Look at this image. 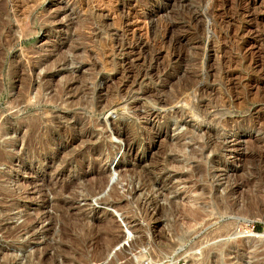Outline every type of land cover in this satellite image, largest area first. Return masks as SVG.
I'll list each match as a JSON object with an SVG mask.
<instances>
[{
	"label": "rangeland",
	"instance_id": "rangeland-1",
	"mask_svg": "<svg viewBox=\"0 0 264 264\" xmlns=\"http://www.w3.org/2000/svg\"><path fill=\"white\" fill-rule=\"evenodd\" d=\"M106 206L148 264H264V0H0V260L99 261Z\"/></svg>",
	"mask_w": 264,
	"mask_h": 264
},
{
	"label": "bare ground",
	"instance_id": "bare-ground-1",
	"mask_svg": "<svg viewBox=\"0 0 264 264\" xmlns=\"http://www.w3.org/2000/svg\"><path fill=\"white\" fill-rule=\"evenodd\" d=\"M41 89V88H40ZM37 120V119H36ZM33 131V130H32ZM38 131V130H37ZM52 132H50L49 130L47 131L45 129V131L41 132L40 134V137L43 139V138H46V136L49 134H51ZM39 136V135H38ZM47 136V137H48ZM51 136V135H50ZM39 138V137H38ZM49 138V137H48ZM36 140V138H34ZM20 140V138H19ZM45 140V139H44ZM43 140V141H44ZM35 143V142H34ZM42 143V142H41ZM10 147H13L15 146L16 144V141L14 139H10ZM52 144V143H51ZM42 145V144H41ZM27 146H28V141L26 140V138L24 139L23 141V151L21 152V154L17 155L16 156V160H18L19 163H24L25 161V157H26V149H27ZM52 146V145H51ZM45 149V148H44ZM48 149V148H47ZM46 149V150H47ZM69 150V149H68ZM71 150V149H70ZM42 153V151L40 152ZM68 154V153H67ZM30 155V154H29ZM33 156V155H32ZM28 157V156H27ZM26 157V158H27ZM30 157V156H29ZM61 157V156H60ZM184 158V157H183ZM58 157L56 156V158L52 159L53 163H55V161H57ZM62 159V158H61ZM15 162V161H14ZM27 163V162H26ZM20 165V164H19ZM111 167L114 166V162H111L110 164ZM116 176V174H115ZM113 173H110V176L108 177V182H107V189L111 188L112 185L118 183L119 179H117L118 177H115ZM65 188V187H64ZM67 189V188H66ZM65 189V190H66ZM153 189V188H152ZM63 190V191H65ZM151 190V189H150ZM154 190V189H153ZM67 191V190H66ZM155 191V190H154ZM152 191H150L151 193ZM103 193H105L103 191ZM101 194L100 196H95L93 195L92 196V203L94 204L96 202V200H98L100 197H102L104 194ZM147 193H148V190H147ZM153 193V192H152ZM158 193V192H157ZM142 194L139 193L138 196H140ZM87 195L89 196V198L91 197L90 195V189L87 190ZM156 195V194H155ZM159 195V194H157ZM145 196V195H144ZM146 197V196H145ZM155 197V196H154ZM193 197V196H192ZM141 199V198H140ZM191 200V199H190ZM51 201H48L47 203H50ZM57 202V201H56ZM52 203V202H51ZM190 203L192 205H194V201L191 200ZM196 205V204H195ZM17 206V204L14 202L12 204V208H15ZM224 206V205H223ZM222 206V207H223ZM248 206V205H247ZM107 207V206H106ZM109 209H113V212L118 215L120 221H121V234L118 238H115V240L113 242H115L114 244H112L111 247H109V244H108V250H105L106 253L103 255L102 258L99 259V261H90V264H106L107 262H109L110 260H112L113 258H115L118 253H124V254H128L130 253L132 255V257L135 259V263L136 264H148L149 263V257L147 256V250L148 248L146 247H138L136 246V242H137V239L134 238L133 236V233H132V230L130 229V225H128L127 222H125V218L118 212L119 210L118 209H115L113 208V206H109L107 207ZM163 209V208H162ZM244 209V208H243ZM250 209V208H249ZM218 210H219V207H218ZM220 211V210H219ZM223 211V210H221ZM223 213V212H222ZM260 217V216H259ZM245 223H248L250 221V219H244L243 220ZM169 224V223H168ZM66 229V228H65ZM68 230V229H67ZM235 232L234 235L236 236H239V240H242L244 242H247L248 243V240L251 239L250 237L252 236L253 238L257 237V236H262V234H255L254 236L246 231L243 227H241L240 225H237L236 229H234ZM177 235V240H178V243L172 245L168 251L167 254H164L162 255V258H160L159 262L156 263V264H176V260H175V257L179 255V253L181 252H184L185 255H188V258L190 259V263L191 264H195L196 260H198V251L202 248L200 246H198L197 244H192V245H189L188 247H184L187 239L185 238H182V236L180 235V233H176ZM63 238H69L70 239V246L69 247H60V249H58V247H56V251L65 255L64 256V264H76L77 260H79V255H75L74 252L78 249V246L80 245V242L78 241V239H81V238H78V239H75L74 236H69V235H62ZM77 236V235H76ZM84 240V239H83ZM258 242V245H262L264 244L263 243V240H257ZM69 243V242H68ZM47 244V243H46ZM51 245V243L49 244V246ZM53 245V244H52ZM233 245V244H232ZM22 247H24V245H21ZM48 247V245H46ZM45 246V247H46ZM54 246V245H53ZM59 246V245H58ZM63 246V245H62ZM65 246V245H64ZM221 246V245H220ZM229 246V245H227ZM226 246V247H227ZM55 247V246H54ZM224 247V246H223ZM225 247V248H226ZM261 247V249H264L262 248L263 246H259ZM50 248V247H48ZM74 248V250L72 249ZM138 248V249H137ZM220 248V247H219ZM218 248V249H219ZM46 249V248H45ZM44 249V251H45ZM251 250V252H255L256 249L253 248V247H250L249 248ZM223 250V249H222ZM43 251V250H42ZM43 251V252H44ZM41 252V251H40ZM46 253V252H45ZM259 253V252H258ZM55 255V251L53 253ZM52 255V254H51ZM256 255V254H255ZM20 257V256H19ZM17 255H14V256H8V254H4L2 255L1 257V260H0V264H57L58 261H56V256H48V254L44 255L43 254H38V253H26L24 255L25 257V261H22V259L20 260ZM83 257V256H82ZM178 258V257H177ZM21 261V262H18V261ZM91 260V259H90ZM94 260V259H92ZM12 262V263H11ZM76 262V263H75ZM211 262H213V264H223L222 261H221V258L219 257V255H213V259H211ZM254 263V262H253ZM133 264V263H132Z\"/></svg>",
	"mask_w": 264,
	"mask_h": 264
},
{
	"label": "built area",
	"instance_id": "built-area-1",
	"mask_svg": "<svg viewBox=\"0 0 264 264\" xmlns=\"http://www.w3.org/2000/svg\"><path fill=\"white\" fill-rule=\"evenodd\" d=\"M178 264H187L185 259H180L177 261Z\"/></svg>",
	"mask_w": 264,
	"mask_h": 264
}]
</instances>
